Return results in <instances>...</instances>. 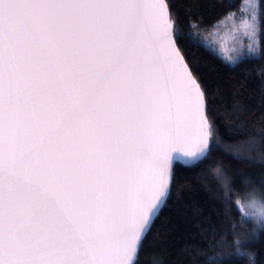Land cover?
Returning <instances> with one entry per match:
<instances>
[{
    "label": "snow or ice",
    "instance_id": "1",
    "mask_svg": "<svg viewBox=\"0 0 264 264\" xmlns=\"http://www.w3.org/2000/svg\"><path fill=\"white\" fill-rule=\"evenodd\" d=\"M246 2L249 43L223 57L230 67L264 59V7ZM200 23L186 30L170 0H0V264H148L177 166L220 148L208 107L216 95L181 48L200 46ZM213 174L225 214L240 220L219 239L210 233L197 256L257 264L244 245L264 228V175L240 173L246 189L259 188L233 208L231 178L219 165ZM150 264L163 262L153 254Z\"/></svg>",
    "mask_w": 264,
    "mask_h": 264
},
{
    "label": "trees",
    "instance_id": "2",
    "mask_svg": "<svg viewBox=\"0 0 264 264\" xmlns=\"http://www.w3.org/2000/svg\"><path fill=\"white\" fill-rule=\"evenodd\" d=\"M242 1L232 0L229 7V0H170L186 30H189L188 21L200 23L202 18L201 30L196 34L200 46L188 47L181 42V48L209 95H216L208 107L210 115L215 118L220 148L194 167L177 166L172 197L148 238L154 246L142 254L148 264L153 254L163 264H201L197 252L208 251L205 241L209 234L217 232L219 239L232 230L233 221L240 220L238 211L225 214L227 204L223 180L215 178L214 168L222 166L233 182L229 194L233 208L238 196L243 198L246 190L259 188V184H252L246 189L240 173L264 175V164L253 162L264 154V135H257L258 130L264 129V73L261 72L264 59L246 55L230 67L206 46L213 34L220 30L217 22L231 12H239ZM259 2L264 7V0ZM261 23L264 27V20ZM213 25L216 28L211 31ZM197 64L200 65L198 68L195 67ZM217 111L219 115H216ZM226 153H239L251 159L237 160ZM254 226L253 222L245 223L238 225L236 231L247 233ZM257 232V236L245 242L244 249L255 252L257 264H264V228H258ZM203 264H248V261L233 255L211 262L204 260Z\"/></svg>",
    "mask_w": 264,
    "mask_h": 264
},
{
    "label": "rangeland",
    "instance_id": "3",
    "mask_svg": "<svg viewBox=\"0 0 264 264\" xmlns=\"http://www.w3.org/2000/svg\"><path fill=\"white\" fill-rule=\"evenodd\" d=\"M228 15L226 17H228ZM251 15V3L243 0L239 12L236 14L234 13L232 18L226 19L225 17L223 19V23L219 24L220 30L213 34L211 40H209V42L207 41L209 45L206 46L221 58H223L225 55L232 54L231 50L234 47H242L246 52L249 40L247 39L246 30L241 27V24L245 20L250 21Z\"/></svg>",
    "mask_w": 264,
    "mask_h": 264
}]
</instances>
